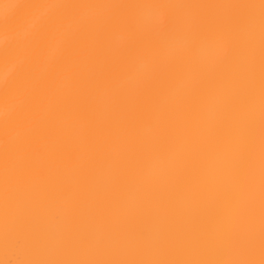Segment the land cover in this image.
<instances>
[{"label": "bare ground", "instance_id": "bare-ground-1", "mask_svg": "<svg viewBox=\"0 0 264 264\" xmlns=\"http://www.w3.org/2000/svg\"><path fill=\"white\" fill-rule=\"evenodd\" d=\"M0 264H264V0H0Z\"/></svg>", "mask_w": 264, "mask_h": 264}]
</instances>
